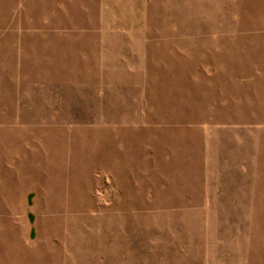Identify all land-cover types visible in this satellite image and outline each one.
Returning <instances> with one entry per match:
<instances>
[{
    "label": "rangeland",
    "instance_id": "rangeland-1",
    "mask_svg": "<svg viewBox=\"0 0 264 264\" xmlns=\"http://www.w3.org/2000/svg\"><path fill=\"white\" fill-rule=\"evenodd\" d=\"M0 264H264V0H0Z\"/></svg>",
    "mask_w": 264,
    "mask_h": 264
}]
</instances>
